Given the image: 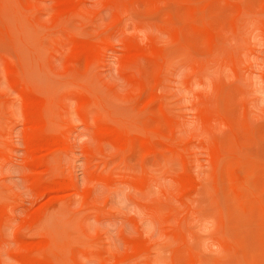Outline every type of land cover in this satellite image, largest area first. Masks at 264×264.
<instances>
[{"label": "rangeland", "instance_id": "374dc122", "mask_svg": "<svg viewBox=\"0 0 264 264\" xmlns=\"http://www.w3.org/2000/svg\"><path fill=\"white\" fill-rule=\"evenodd\" d=\"M263 214L264 0H0V264H263Z\"/></svg>", "mask_w": 264, "mask_h": 264}, {"label": "bare ground", "instance_id": "6f19581e", "mask_svg": "<svg viewBox=\"0 0 264 264\" xmlns=\"http://www.w3.org/2000/svg\"><path fill=\"white\" fill-rule=\"evenodd\" d=\"M207 2H208V0H207ZM243 2H245V1H243ZM200 3V2H199ZM196 4V3H195ZM207 4V3H206ZM263 4V3H262ZM194 5V4H193ZM192 5V6H193ZM175 6V5H174ZM204 7V6H203ZM239 9H240V7H239ZM208 10V9H207ZM193 12V11H192ZM191 12V13H192ZM199 12V11H198ZM170 14H172V12L170 13ZM195 14V13H194ZM209 18H207V20H208ZM205 20H206V18H205ZM197 23V22H196ZM196 26L197 25H199V24H195ZM207 26V25H206ZM208 27V26H207ZM209 34V33H208ZM210 36H211V34H210ZM98 43V41H95V42H93V43ZM104 42V41H103ZM92 43V44H93ZM76 44V43H75ZM75 44H73V50H74V53L75 52H80V51H85V52H88L89 53V57H91L90 56V54H94L96 51H99L98 50V47L97 46H95V45H89V44H81V43H77L76 45ZM98 44H100V42L98 43ZM103 44V43H102ZM75 45V46H74ZM139 49V48H138ZM131 52V51H130ZM136 52V51H135ZM84 53V52H83ZM88 53H87V55L86 56H88ZM139 53V52H138ZM82 54V53H81ZM80 54V55H81ZM88 57V58H89ZM87 58V57H86ZM128 58V57H127ZM130 59V58H129ZM90 60V59H89ZM92 61V60H91ZM135 74V73H134ZM152 96V95H151ZM151 98V97H150ZM27 105L29 106V105H32V104H34V99H32V98H27ZM136 102V101H135ZM41 103V102H40ZM35 106H36V104H35ZM35 106H32V107H35ZM40 106L41 105H39V108H40ZM28 109V108H27ZM35 109V108H34ZM147 109V108H146ZM29 110V109H28ZM219 111V110H218ZM35 112V111H34ZM41 111H39V114L40 115H42V113H40ZM28 115V114H27ZM39 115V116H40ZM29 117L30 118H34L35 117V115L34 114H32V113H30L29 112ZM28 117V118H29ZM42 117V116H41ZM43 117H44V115H43ZM42 117V118H43ZM41 118V119H42ZM44 119V118H43ZM44 121H46V120H44ZM49 122V121H48ZM47 122V123H48ZM44 123V122H43ZM46 123V122H45ZM44 123V124H45ZM49 124V123H48ZM39 125V124H38ZM49 125H51V124H49ZM43 126H45V125H43ZM43 126H42V129H43ZM46 127V126H45ZM101 127V126H100ZM99 127V128H100ZM51 128H53V127H48L47 129H50V132L51 131H53V130H51ZM115 128V127H114ZM30 129H32L31 127H30ZM101 129V128H100ZM45 130H46V128H45ZM43 131H44V129H43ZM102 130H100L99 132H101ZM30 132V131H29ZM48 133L49 131H45V133ZM49 132V133H50ZM103 132H105V130L103 131ZM130 130H129V134H130ZM146 132V131H145ZM48 133V134H49ZM52 134L51 135H53V133L54 132H51ZM132 133V132H131ZM150 133V132H149ZM55 134H57L58 135V133H57V131H55ZM107 134H108V137H109V135L110 136H112L113 138H115L117 141H118V144L120 143V141L121 142H123V143H126V146H128L127 144L131 141L129 138H128V134L126 135L124 132H122V131H118V130H116V128L115 129H113V130H107ZM140 134V133H139ZM141 134H143L142 132H141ZM151 134H152V132H151ZM150 134V135H151ZM30 135L32 136V141H30V145H31V147L33 148V150L35 151H37V150H40V151H42L43 152V150H45V149H47V151H49V150H51L52 148H53V146H57L58 144H62V140L60 139V138H53V137H50V136H47V135H45L43 132H42V130H41V128H38V127H34L32 130H31V132H30ZM50 135V134H49ZM152 135H154V134H152ZM158 136V135H157ZM59 137V136H58ZM159 137V136H158ZM148 138H150L149 136H148ZM152 138H153V136H152ZM151 138V139H152ZM160 138H162V137H160ZM166 140H167V138H165ZM233 139V138H232ZM115 140V141H116ZM143 140V139H142ZM144 140H145V138H144ZM150 140V139H149ZM116 141V142H117ZM144 143V142H143ZM121 144V143H120ZM145 144V143H144ZM149 144H151V143H149ZM152 146V145H151ZM174 146V145H173ZM236 146V145H235ZM120 147H122V146H120ZM170 147V146H169ZM174 147H176V146H174ZM237 147V146H236ZM255 147V146H254ZM51 148V149H50ZM152 148H153V146H152ZM172 148V147H171ZM171 148H169V149H171ZM49 149V150H48ZM173 149V148H172ZM150 151V150H149ZM181 154H182V152L181 151H179ZM184 152V151H183ZM33 153V152H32ZM44 153V152H43ZM34 154V156H33V159L35 160V161H37L38 159H39V157L37 156L39 153H37V154H35V153H33ZM41 154V153H40ZM180 154V155H181ZM184 154V153H183ZM185 156V155H184ZM38 158V159H37ZM250 158V157H249ZM37 162H39V161H37ZM40 164V163H39ZM34 166V165H33ZM51 173V172H50ZM51 175V174H50ZM44 178V177H43ZM48 178V177H47ZM45 180H46V178H45ZM48 180V179H47ZM37 181L38 182H40V183H42L43 184V188H42V191L41 192H49V193H51V191H56V189L58 188V184H57V186L56 185H54L53 184V182L52 183H50V182H45V181H43V180H41V179H39V177H38V179H37ZM60 185V184H59ZM187 185V184H186ZM41 187H42V185H41ZM60 188H62V187H59L58 189H60ZM61 190V189H60ZM39 191H40V189H39ZM53 193V192H52ZM55 193V192H54ZM52 195H54V194H52ZM58 195V194H57ZM56 195V196H57ZM55 197V196H54ZM85 197V196H84ZM60 204V202L58 203V205ZM60 205H62V202H61V204ZM58 207V206H57ZM59 208V207H58ZM60 208H61V206H60ZM50 211V210H49ZM54 212H55V210H54ZM264 215V214H263ZM44 217V216H43ZM46 217V216H45ZM47 218V217H46ZM43 221H44V219H42ZM264 224V223H263ZM50 240V239H49ZM41 241V240H40ZM42 242H43V240H42ZM39 246V245H38ZM37 246V247H38ZM51 247H53L52 245H50ZM45 247V246H44ZM33 248H34V246H33ZM32 247L31 248H28V250H29V254H27L28 255V261H30V262H33L34 264H45L44 262H41V261H38L34 256H32L31 255V253L32 252H34V249H33ZM44 249V248H43ZM43 249H41V250H43ZM52 249V248H51ZM39 250V249H38ZM55 251H57L56 249H54ZM68 250V249H67ZM139 250V249H138ZM59 251H61L60 249H59ZM39 252V251H38ZM52 252V251H51ZM62 252H64V251H62ZM40 253H41V251H40ZM43 253V252H42ZM137 253V252H136ZM50 254V253H49ZM53 254V253H52ZM55 254V253H54ZM48 255V254H47ZM51 255V254H50ZM58 255V254H57ZM60 255V254H59ZM140 255V254H139ZM38 256H40V254L38 255L37 254V257ZM44 256V255H43ZM133 256V255H132ZM141 256V255H140ZM238 256H239V254H238ZM51 257V256H50ZM60 259V258H59ZM69 259V258H68ZM57 260V259H56ZM130 261V260H129ZM132 261V260H131ZM130 261V262H131ZM56 263V262H55ZM132 263V262H131ZM53 264H54V261H53ZM119 264V263H118ZM264 264V263H263Z\"/></svg>", "mask_w": 264, "mask_h": 264}]
</instances>
